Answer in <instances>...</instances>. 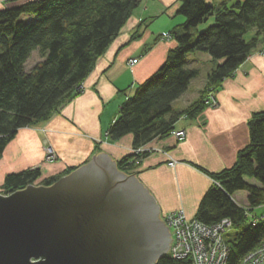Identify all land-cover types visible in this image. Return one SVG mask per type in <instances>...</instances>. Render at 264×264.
Instances as JSON below:
<instances>
[{"label":"trees","instance_id":"trees-1","mask_svg":"<svg viewBox=\"0 0 264 264\" xmlns=\"http://www.w3.org/2000/svg\"><path fill=\"white\" fill-rule=\"evenodd\" d=\"M4 2L10 5L0 9V157L19 129L47 121L80 93L82 82L142 0ZM176 15L183 16L184 21L165 35L175 46L168 50L156 73L126 97L106 133L113 142L133 136L132 153L117 163L124 174H130L137 160L145 156L136 155L134 150L169 137L180 117L200 114L208 94L232 77L264 40V0H243L220 7L207 0H179ZM23 16L34 19L23 21ZM193 31H197L196 37ZM249 32L253 36L246 40ZM35 51L42 60L27 71L26 62ZM194 53H206L219 63L207 75L198 99L183 111L173 112V103L199 75L198 69L187 62ZM248 131L249 143L238 153L235 164L211 175L215 185L204 194L195 216L206 225L229 219L231 229L238 230L228 242L227 264H238L264 240V220L247 224L245 214V208L254 210L264 205V111L251 116ZM77 168L45 179L40 186H50ZM39 178L38 168L8 174L3 196L34 185ZM240 191L246 192L245 206L234 198ZM156 264L191 262L172 259L167 253Z\"/></svg>","mask_w":264,"mask_h":264},{"label":"crops","instance_id":"crops-1","mask_svg":"<svg viewBox=\"0 0 264 264\" xmlns=\"http://www.w3.org/2000/svg\"><path fill=\"white\" fill-rule=\"evenodd\" d=\"M4 3L0 0V9ZM178 7L179 0H142L82 82L80 93L47 121L19 129L7 144L0 157V191L8 174L38 168L40 178L35 183L40 184L89 163L94 155L103 153L117 168V163L132 153V135L113 142L106 132L126 97L156 73L175 46L173 39L164 35L183 22L176 15ZM131 58H139L132 68L126 64ZM187 62L199 74L201 66H208V73L219 63L206 53H194ZM206 81L204 76L197 83L200 85H194L193 79L174 102L180 103V109L173 112L183 111L198 99ZM210 94L215 106H205L194 118L182 116L174 124V130L185 131V139L169 136L153 140L146 145L153 152L127 174H133L152 196L160 216L182 210L194 219L204 194L215 185L211 175L232 167L248 145V121L264 111V40L234 75ZM44 141L56 154L53 162L46 161ZM161 151L176 161L175 166L168 165L170 159Z\"/></svg>","mask_w":264,"mask_h":264},{"label":"water","instance_id":"water-1","mask_svg":"<svg viewBox=\"0 0 264 264\" xmlns=\"http://www.w3.org/2000/svg\"><path fill=\"white\" fill-rule=\"evenodd\" d=\"M102 182L106 187L100 188ZM116 185L142 196L163 227L162 246L147 262L135 261L138 239L127 219L117 215V202L106 201ZM158 214L133 174L119 172L103 153L94 155L50 186L0 194V264H156L171 240Z\"/></svg>","mask_w":264,"mask_h":264},{"label":"built area","instance_id":"built-area-1","mask_svg":"<svg viewBox=\"0 0 264 264\" xmlns=\"http://www.w3.org/2000/svg\"><path fill=\"white\" fill-rule=\"evenodd\" d=\"M129 67L132 68L137 60L129 59ZM170 135L176 140H183L184 130H171ZM150 148L143 147L133 152H150ZM46 161H54L56 155L52 148L46 146ZM166 154L170 161V167L175 166L173 158ZM245 208V207H244ZM245 214L248 217V211ZM261 221L264 220V206L262 207ZM170 235L168 254L175 260H189L191 264H227L229 256V244L225 241V234L232 228L229 219L206 225L196 219H188L182 210L168 213L164 219ZM238 264H264V240L260 246L246 254Z\"/></svg>","mask_w":264,"mask_h":264},{"label":"flooded vegetation","instance_id":"flooded-vegetation-1","mask_svg":"<svg viewBox=\"0 0 264 264\" xmlns=\"http://www.w3.org/2000/svg\"><path fill=\"white\" fill-rule=\"evenodd\" d=\"M98 184V183H97ZM97 184L95 186H97ZM99 185V184H98ZM103 182L100 184V188ZM106 187V186H105ZM129 187H113L106 195L108 203L117 202V215L124 216L128 227L138 239L136 249H133L135 261L140 263L149 260L154 250L162 246L163 227L154 219V210L142 196L133 193Z\"/></svg>","mask_w":264,"mask_h":264},{"label":"rangeland","instance_id":"rangeland-1","mask_svg":"<svg viewBox=\"0 0 264 264\" xmlns=\"http://www.w3.org/2000/svg\"><path fill=\"white\" fill-rule=\"evenodd\" d=\"M209 3H213L215 6H217V7H220V6H223V5H227V6H231L233 3H235V2H237V1H243V0H207ZM20 2H21V0H20ZM10 4H6V2L4 3V6L5 7H8ZM178 18H182L183 19V21H184V17L183 16H181V15H178L177 16ZM34 18H33V16H23L22 17V20L23 21H31V20H33ZM193 34H194V36L193 37H196V34H198L197 33V31H193ZM140 36V35H139ZM138 36V37H139ZM165 36V35H164ZM253 36V32H249V33H247V35L245 36V39L247 40V39H250L251 37ZM189 56H191V55H189ZM188 57V56H187ZM136 60H137V62H136V64L139 62V58H135ZM42 59H41V56H40V54H39V52H37V51H35L32 55H31V57L28 59V61L26 62V68H27V71H30V69H32L36 64H38L40 61H41ZM126 64H127V66L129 67L130 65H129V61H127L126 62ZM135 64V65H136ZM134 65V66H135ZM206 71H209V68H208V66L206 67V66H201V68H200V74H199V76L197 77V78H195L194 80H195V83H194V85L195 84H197L198 82H200V81H202V79H203V77L205 76L206 77ZM197 85H200V84H197ZM208 99V101L210 102V103H212L213 104V106H215L216 105V101H215V99H214V97H213V95L212 94H208V96H207V98H206V100ZM206 102V101H205ZM206 104V103H205ZM172 109H173V111H178V109H180V103H173V105H172ZM169 115H166L165 116V118H167ZM107 133V132H106ZM171 136V135H170ZM179 141V140H178ZM181 141V140H180ZM46 145V146H48L47 145V142L46 141H44V143H43V145ZM50 148H52V147H50ZM54 151V150H53ZM150 152H153V149H151V151ZM162 153L164 152V151H161ZM55 153V152H54ZM168 154V153H167ZM56 155V154H55ZM176 162V161H175ZM252 182V181H251ZM34 186H40V184H38V183H35L34 184ZM0 194L1 195H3V193H2V190L0 191ZM234 198H235V200H237L239 203H241V204H243V206H245V205H247V202H246V192H244V191H240V192H237L236 194H234ZM264 205H261V206H259L258 208H256V209H254L251 213H253V214H259V213H261V211H262V207H263ZM250 222H247V224H249ZM238 232V230H236V229H230L226 234H225V236H224V239H225V241H227V242H230L231 240H232V238L235 236V234ZM260 246V245H259ZM258 246V247H259ZM257 247V248H258ZM256 249V248H255Z\"/></svg>","mask_w":264,"mask_h":264},{"label":"bare ground","instance_id":"bare-ground-1","mask_svg":"<svg viewBox=\"0 0 264 264\" xmlns=\"http://www.w3.org/2000/svg\"><path fill=\"white\" fill-rule=\"evenodd\" d=\"M119 35V34H118ZM117 35V36H118ZM111 45V44H110ZM131 59H133V58H131ZM209 74V72L207 73V75ZM207 75H206V77H207ZM206 106H209V107H211V106H213V104L212 103H210L209 101H208V99L206 100ZM186 137V136H185ZM185 137H184V139H185ZM50 147V146H49ZM144 147H146V146H144ZM151 152H149V153H145V152H138L137 153V155L138 156H142L143 154H150ZM57 159V158H56ZM55 159V160H56ZM54 160V161H55ZM50 162H53V161H50ZM140 162V159L139 160H137V163H135V165H137L138 163ZM81 167V166H80ZM78 169V168H77ZM122 173V172H121ZM63 177H65V176H63ZM253 210H249L248 211V217H246V219H247V221L248 222H250L251 224H253V225H255L256 223H258V222H260L261 221V216H262V212L261 213H259V214H253V213H251ZM175 212V211H174ZM169 213H171V212H169ZM168 214V213H167ZM167 214H165L164 215V217L163 216H160L159 214H158V219L165 225V227L167 228V231L169 232V229H168V227H167V225H166V223H165V221H164V219H165V216L167 215ZM185 214V213H184ZM187 217V216H186ZM189 219V218H188ZM195 219V218H194ZM170 236V235H169ZM35 261V260H34Z\"/></svg>","mask_w":264,"mask_h":264}]
</instances>
